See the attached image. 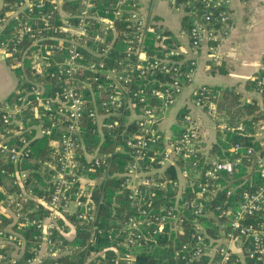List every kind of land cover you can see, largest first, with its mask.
Masks as SVG:
<instances>
[{"label":"built area","instance_id":"1","mask_svg":"<svg viewBox=\"0 0 264 264\" xmlns=\"http://www.w3.org/2000/svg\"><path fill=\"white\" fill-rule=\"evenodd\" d=\"M10 1L11 4L6 5L8 9L5 15L0 16V33L12 22H18V26L12 43L1 42L0 53L6 59L13 57L20 53V47L26 39L32 41L33 45L27 49L33 47L31 69L36 76L43 77L46 60L54 56L50 77L60 87L47 95L48 87L35 79L30 81L29 90L0 102V122L4 126L0 130V161L5 164L3 166L0 163V177H4L0 179V218L3 216L13 221L7 227H0V249L11 244L17 253L23 250V237L12 230L16 223L36 227L42 233V241L36 249V256L29 259L27 264H43L47 259L64 255L67 245L62 239L54 241L53 235L55 231L64 235V228L70 225L71 218L76 217L91 224L95 222L98 208L93 190L99 183L89 176L101 167L106 155L99 156L100 146L88 151L84 137L86 119L96 126L93 132L116 133V141L125 132L123 127L127 130L123 144L116 145L117 151L127 152L131 159L121 183L133 206L132 214L118 235L124 240L120 244L124 251L118 253V259L124 264H134L135 251L155 244V236L184 235L186 232L181 225L188 219L189 209H194L196 216L205 212L214 216L210 210L205 211L199 199L205 195L214 198L222 187L216 182L218 174L233 173L240 159L235 157L222 161L211 158L204 177L213 181L200 184L201 193L197 194L196 199L184 200L182 194L186 187H199V120L191 113L184 115L181 123L184 132L180 136L173 134L170 138L163 135L162 123L166 111L176 104L184 89L194 83L198 55L204 43H217L228 36L232 24L229 0H184V4H179L177 0H166L182 16L192 12L195 14L193 26L186 35L190 56L185 54L182 36H176L178 46L169 53L186 55L185 61H189L186 71L181 68L180 63L183 62L171 57L147 56L144 43L150 32H154L156 47L164 50L168 48L165 35L155 29L163 27L152 12L157 0H148V6L143 0H119L116 9H105L103 12L97 11V0ZM0 5L2 9V3ZM187 6L196 8L186 11ZM44 7L47 10L41 16H27L28 20H23L22 15L25 13L31 14L35 9ZM124 14L127 15L125 22L130 24L134 37L128 47V65L118 70L107 68L103 62L87 61L85 51L88 50L98 57L106 55V36L111 31L116 32L115 25ZM55 20L59 23V36L51 38V42L43 32ZM31 22L43 25L36 28ZM98 27L100 32H94ZM91 43L106 46L102 47V53H98L92 51ZM134 51L138 55L137 61L131 60ZM136 71L154 77L151 85L134 86ZM261 71L264 72V66ZM88 72L92 75H87ZM159 74L167 76L169 80L160 82L157 78ZM93 86L104 91L100 99H97ZM257 87V93L262 97L260 112L264 116V74L257 79ZM85 90H89L92 95L87 96ZM192 94L193 105L198 109L206 108L205 113L215 120L216 128L219 126L226 133L244 132L241 124L230 125L216 119L217 106L201 98L210 94L209 87L196 86ZM136 103L142 106L139 111L136 110ZM127 110L130 111L128 115ZM26 111L31 113V121L25 120ZM33 120L35 125L26 126ZM129 127H134L136 131H131ZM32 129L36 131V136L27 138L26 133ZM39 136L49 138V147L46 158L35 163L42 180L39 185L41 193H36L29 186L30 176L35 171L22 169V163L31 156L32 142ZM161 141L165 143L163 151L156 147ZM239 149L240 145H235L233 153ZM182 155L194 157L189 168L183 169L177 164ZM10 162L15 169L13 177L7 178L6 165ZM257 163L262 167V185L253 191H245L243 202L235 209L217 207L220 214L216 217H228L226 223H219L220 237L212 238L202 224L195 223L189 232L190 240L178 249L174 248V264H199L204 259L208 261L207 264H212V261H215L214 264H248L250 260L260 264L264 261V232L247 223L248 217L264 201V159L258 156ZM171 167L176 171V184L165 176ZM172 184L178 187L175 203L154 204L150 196L151 189L166 188ZM12 189L15 190L9 192ZM27 204L33 207L25 211L23 208ZM43 210L44 216H28ZM246 246L248 249L245 252ZM5 259L6 255L0 254V261ZM13 263H16V259Z\"/></svg>","mask_w":264,"mask_h":264},{"label":"trees","instance_id":"2","mask_svg":"<svg viewBox=\"0 0 264 264\" xmlns=\"http://www.w3.org/2000/svg\"><path fill=\"white\" fill-rule=\"evenodd\" d=\"M118 1L119 0H97V11L103 12L105 9H116ZM177 1L179 4L186 3L184 0ZM0 3H2L0 16H4L8 9L6 5H10L11 1L3 0L2 2V0H0ZM196 6H192L191 8L190 6H187L185 9L186 11L195 10ZM75 7H77V5ZM46 10L47 8L45 7L41 10L35 9L31 14L25 13L22 15V18L23 20H28L27 16H41L44 14V12H46ZM194 16L195 14L192 12L191 14L183 15L181 18V28L186 33V35L193 26ZM126 18L127 15L124 14V17L115 25L116 32L114 33L111 31L107 34L106 44L108 47V52L106 55L103 57H98L94 52H90V50H88L85 51L87 61L96 63L103 62L107 68L118 70H122L124 66L128 65L129 61L126 58L128 54V47L131 45V41L134 37L129 26L130 24L125 22ZM154 18L155 20H158L156 17ZM31 24H33V26L36 28L42 27L43 25V23L38 22H31ZM16 26H18V22H12L0 33V44L4 41H12ZM58 26L59 23L55 20L54 22L50 23L49 27L43 32V34L46 37H49V40H51V38L58 37ZM155 29H157V32L161 31L162 34L165 35L164 40L167 43L168 48L164 50L156 47V41L153 39L154 32H150L144 43L147 56L150 58L171 57L170 59L183 62L180 63L182 64V70H188L189 61H185L186 55L189 54L187 49L185 51L186 55H183L179 52L169 55V53L173 50H176L178 46V41L176 39L177 37L165 27H161L159 29L158 27H155ZM96 31L100 32V28L98 27L94 29V32ZM32 45L33 42L26 39L23 45L20 47V53L6 59L7 63L13 68L17 74V78L19 79V84L14 94L29 90L31 87L30 81L37 79L48 87L47 95H50L53 90H56L60 87H57L55 85V81L50 77V72L53 70L54 56H52V58L49 57L48 60H46L47 62L44 76H36L34 71L31 69L30 64L33 47L27 51V49ZM104 46L106 45L96 46L92 43L90 44V48L93 49L92 51H97L98 53H102L101 49ZM137 58L138 55L136 51H134L131 54V60L137 61ZM207 71L211 74H215L217 72L225 73L226 69L223 62L219 64L211 62L208 65ZM263 74L264 72L261 71L255 76L254 79L249 80L246 86L247 90L257 92V79ZM87 75L92 74L91 72H88ZM153 78L154 77H151L148 74L142 75L140 71H136L135 81L133 84L134 86H137V84L150 86ZM157 78L160 80V82L169 80L167 76L162 74H159ZM93 87L97 99H100L101 96H103L104 91L102 92V90L96 89V86ZM209 90V95H205L203 97L199 95V97H201L204 101L217 106L218 116L216 119L222 123L230 125L241 124L244 126V132L226 133L221 130L219 126H217V138L215 145L212 147L209 153H206L202 150H200L198 153L199 187L197 185L191 188L186 187L182 194V199H196L198 197L197 194L199 193L200 195L201 193L200 184L205 182L211 183L213 181L204 177V172L209 167L207 163L211 158L224 161L227 159L232 160L235 157H238L240 159V163L235 167L233 173L218 174L216 182L221 184L222 187L214 198L211 199L205 195L199 199V203L201 202L204 204L206 208L205 211L210 210L215 214L214 216L205 214V211V213L202 215L196 216L194 214V209H189L187 212L188 219L184 224L181 225L182 230L186 233L184 235L178 236L171 234V237L166 235L155 236V244L153 243L149 247H142L135 251L136 260L134 264H174L176 261L175 250L178 249L181 244L190 240L189 232L191 230V226L198 222L203 225L209 236L212 238H219V223H226L228 221V217L223 216L221 219L216 217L220 214L217 211V207L222 206L224 209H235L240 203L243 202V193L245 191H253L262 185V167L258 165L257 157L260 156L264 158V141H260L257 138L259 123L263 119V116L261 113H259L260 108L258 101L254 100L252 102H246L242 104V95L236 93L233 90H223L220 88L211 87H209ZM84 92L87 94V96L92 95L89 90H85ZM220 93L221 97L219 98ZM192 100H194V96H192ZM135 105L137 111H139V109L142 107L137 103ZM202 110L205 111L206 108H202ZM129 113L130 111L127 110L126 115ZM186 114H189L187 109L180 111L178 116L179 125L175 126L174 128V136H180L184 132V128L181 126V123L184 115ZM24 117L25 120L31 121L30 112L26 111ZM124 122L126 123L127 120L125 119ZM35 123L36 122L33 120L30 125L26 126H33ZM85 124H87V127L84 137L86 139L88 151L91 152L94 147L96 148L100 146L99 156L102 157L106 155V157H104L102 160L103 162L101 167L98 168L95 173L90 174L89 176L90 179H96L99 183V185L93 190V198L95 199V203L98 208L96 220L91 224L87 221L79 220L76 217L71 218L70 222L76 227V237L72 242L66 241L64 235L61 232L55 231L53 240H64L66 245L74 247V251L69 255L59 256L56 259H47L43 264H124V262L118 259V253H122L124 251L123 245H120L122 242H124V240L121 235H118L127 219L132 214L133 206L128 200V192L121 188V183L125 179L124 174L128 169V163L131 159L127 152L117 151L116 145L123 144V140L126 138L127 130L126 127H123L125 132H123V135L119 136L118 140L116 141L114 138L116 133L109 134L108 132H102L100 134L98 131L93 132L92 130L97 128L94 126V124H92V122L90 123L88 119L85 120ZM3 128L4 126L0 122V130ZM129 129L131 131H136L134 127H129ZM25 136L27 138H34L36 136V131L33 129L31 131L29 130ZM235 145H240V149L234 154L233 147ZM48 147V137H37L32 142L31 156L22 163V169L35 171L30 176L29 186L34 188L36 193H41L39 185L42 184V180L39 177L37 171L38 166L35 163L39 159L46 158ZM156 147L158 150L163 151L165 148V143L161 141ZM250 150L251 153H249ZM194 160V157L191 155H182V157L177 160V164L180 166V168H189L191 166V162ZM0 163L3 166L5 165L2 161H0ZM6 168L8 170L6 177L12 178L13 171L15 169L14 164L11 162L7 163ZM165 176L167 178L173 179L175 184L177 183L176 171L173 167L166 171ZM3 178L4 177H0L1 180H3ZM163 179L166 180V178ZM1 184L4 185V182ZM14 190L15 189L9 190V192H13ZM177 194L178 187H175L174 184L167 185L166 188L162 187L151 189L150 191L152 201L154 199V204L156 205L174 204ZM32 207L33 205L27 204L24 206L23 210L28 211V209ZM44 213V210L39 213L32 212L28 216L30 218H36L44 216ZM12 222L13 221L11 218H4L2 216L0 218V227H7ZM247 223L252 224L255 228L264 232V201L261 203L258 210H256L252 216L248 217ZM181 227H179V230ZM12 230L23 237L25 241L24 248L22 251L17 253L13 245L6 244L3 249H0V254L3 253L6 255V259L4 261H0V264H27L29 259L36 256V249L42 241V233L36 227L21 226L19 222L13 226ZM174 242L176 244H174ZM247 249L248 247L246 246L244 251L246 252ZM14 259H16V263H13ZM207 263L208 261L205 259L199 262V264ZM214 263L215 261H212V264ZM248 264H254V262L250 260ZM260 264H264V261L260 262Z\"/></svg>","mask_w":264,"mask_h":264},{"label":"crops","instance_id":"3","mask_svg":"<svg viewBox=\"0 0 264 264\" xmlns=\"http://www.w3.org/2000/svg\"><path fill=\"white\" fill-rule=\"evenodd\" d=\"M144 3L148 0H143ZM232 13L231 29L227 37L217 43H204L198 55V68L194 83L187 86L177 100L176 104L166 111L162 129L167 138L174 134L175 126L179 125L178 116L180 111L187 109L189 113L199 120L200 139L199 149L209 153L216 143V122L208 117L202 109L196 108L192 103V92L196 86H208L211 88L229 89L242 95L241 102L258 101L261 111L262 97L256 92L247 90V82L254 79L261 72L264 66V54L257 55L246 62L236 55L233 42L235 34L234 26L243 22H260L264 24V0H229ZM240 4H243L241 7ZM146 6V5H145ZM148 6V2H147ZM240 7V11L238 9ZM153 15L158 19V23L170 30L175 36H182L185 48L188 51V37L181 28L182 13L173 7L166 0H157ZM177 12V13H176ZM179 21L180 33H175L173 28ZM190 56V54H188ZM224 63L226 72L211 74L207 71L209 63ZM19 79L13 68L7 63L6 58L0 53V102L11 97L17 90ZM221 97V93L219 98ZM261 113V112H259ZM258 140L264 141V116L259 123ZM64 237L66 241L72 242L76 237V227L74 224L65 226ZM74 247L67 245L64 255L73 253Z\"/></svg>","mask_w":264,"mask_h":264},{"label":"rangeland","instance_id":"4","mask_svg":"<svg viewBox=\"0 0 264 264\" xmlns=\"http://www.w3.org/2000/svg\"><path fill=\"white\" fill-rule=\"evenodd\" d=\"M242 5L243 4L239 3L240 7ZM240 7H238L239 11ZM241 9H243V7H241ZM234 30L236 32L233 36V42L236 55L248 62L251 58L264 54V24L260 22L239 23L238 21L237 25L234 26ZM173 31L182 35L179 21L175 23Z\"/></svg>","mask_w":264,"mask_h":264}]
</instances>
